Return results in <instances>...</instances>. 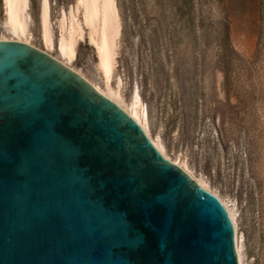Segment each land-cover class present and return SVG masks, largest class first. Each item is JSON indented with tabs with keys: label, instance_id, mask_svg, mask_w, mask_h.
Instances as JSON below:
<instances>
[{
	"label": "water",
	"instance_id": "1",
	"mask_svg": "<svg viewBox=\"0 0 264 264\" xmlns=\"http://www.w3.org/2000/svg\"><path fill=\"white\" fill-rule=\"evenodd\" d=\"M53 99L70 107L59 130L81 145L79 164L55 133L39 128L30 166L18 179L15 159L27 141L16 137L5 145L0 264H239L221 200L166 158L139 122L44 48L0 38V112L47 123L52 109L45 102ZM97 146L111 157L106 164ZM130 172L143 180L150 208L126 194ZM16 190L23 191L19 204ZM38 209L51 214L39 241L26 231Z\"/></svg>",
	"mask_w": 264,
	"mask_h": 264
},
{
	"label": "rangeland",
	"instance_id": "2",
	"mask_svg": "<svg viewBox=\"0 0 264 264\" xmlns=\"http://www.w3.org/2000/svg\"><path fill=\"white\" fill-rule=\"evenodd\" d=\"M29 1L30 41L44 48L41 0ZM116 3L120 34L111 87L85 26L71 65L105 92L119 84L124 105L138 91L149 133L168 157L233 206L243 264H264V0ZM48 4L57 37L61 13L75 0ZM0 37H15L4 25L2 0Z\"/></svg>",
	"mask_w": 264,
	"mask_h": 264
},
{
	"label": "bare ground",
	"instance_id": "3",
	"mask_svg": "<svg viewBox=\"0 0 264 264\" xmlns=\"http://www.w3.org/2000/svg\"><path fill=\"white\" fill-rule=\"evenodd\" d=\"M29 0H2L4 11V25L14 33L13 39L24 40L31 43V32L29 29ZM78 11L81 13V20L77 18ZM40 20V40L43 47L48 52L56 50L57 58L62 62L82 74L80 70L71 65V60L75 58L76 46L80 38H83L84 26L87 29V38L94 46L97 65L102 73V77L107 86H110V78L115 66L117 39L120 34V21L116 0H75L74 6H71L68 14L62 11L59 18V34L54 37L51 26V15L48 0H41L39 5ZM68 21V22H67ZM6 38V37H0ZM100 92L117 102L124 108L137 122L145 129L148 136L156 144L163 155L172 162L181 166L193 179L199 184L213 192L223 203L234 226V239L239 264L242 260V236L239 237L236 227V217L233 206L226 199L221 197L208 183L197 177L185 163L172 160L168 157L164 148L158 141L150 135L144 111L141 109L140 96L135 89L132 94L131 104L124 105L119 97L118 85L113 93L105 92L97 84L86 77Z\"/></svg>",
	"mask_w": 264,
	"mask_h": 264
},
{
	"label": "snow or ice",
	"instance_id": "4",
	"mask_svg": "<svg viewBox=\"0 0 264 264\" xmlns=\"http://www.w3.org/2000/svg\"><path fill=\"white\" fill-rule=\"evenodd\" d=\"M48 107L47 110L52 109V114L45 119H37L32 121L30 117L12 115L7 112H0V161L8 158V153L5 151V145L13 138L23 137L26 139L27 143L23 149L22 155L15 159L16 172L18 179L23 178V173L30 166V144L33 139L35 132L39 128H44L47 131L56 134L58 142L62 143L65 147L70 149V158L75 162L78 167L79 164V154L82 150L81 145L74 143L70 140L67 133H61L59 130V123L62 119L64 113L70 111V107L67 104H61L58 99H53L52 101L45 102ZM46 110V111H47ZM97 152L101 157L102 163H107L111 157L106 154L102 148L97 146ZM111 179V177H109ZM129 183V189L127 195L131 196L133 201L139 204L142 208L148 209L152 206L151 201L144 198L145 185L141 178H138L134 172H130L129 176L126 178ZM119 178L116 180V187L122 183ZM101 187L104 186V181H101ZM23 196L22 190H16L14 193V198L16 204L21 202ZM165 197H161V201H165ZM169 207H172V202L168 201ZM50 212L44 209H38L33 218H29L26 222V231L29 234L35 233L37 241H39L40 234L48 227ZM124 225H122L123 227ZM141 237L138 235L136 241L139 242ZM123 264H130L129 261L123 260Z\"/></svg>",
	"mask_w": 264,
	"mask_h": 264
}]
</instances>
